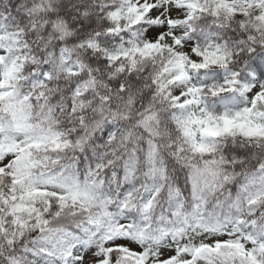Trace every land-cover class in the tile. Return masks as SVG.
<instances>
[{
	"label": "snow or ice",
	"instance_id": "1",
	"mask_svg": "<svg viewBox=\"0 0 264 264\" xmlns=\"http://www.w3.org/2000/svg\"><path fill=\"white\" fill-rule=\"evenodd\" d=\"M0 264H264V0H0Z\"/></svg>",
	"mask_w": 264,
	"mask_h": 264
}]
</instances>
